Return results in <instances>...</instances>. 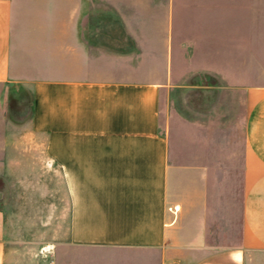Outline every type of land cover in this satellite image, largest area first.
<instances>
[{"label":"crops","instance_id":"crops-1","mask_svg":"<svg viewBox=\"0 0 264 264\" xmlns=\"http://www.w3.org/2000/svg\"><path fill=\"white\" fill-rule=\"evenodd\" d=\"M0 85L18 128L10 94L32 98L28 156L66 199L61 264L86 249L264 264V0H0ZM182 89L213 93L190 102L210 112L176 111ZM6 228L0 206V264Z\"/></svg>","mask_w":264,"mask_h":264},{"label":"rangeland","instance_id":"rangeland-1","mask_svg":"<svg viewBox=\"0 0 264 264\" xmlns=\"http://www.w3.org/2000/svg\"><path fill=\"white\" fill-rule=\"evenodd\" d=\"M41 16L46 17L44 20L52 24L60 21V14L50 13ZM30 18L28 14H20V18L16 21L20 27L21 37L28 36L30 32V29L26 27L29 25ZM37 18L40 19L38 16ZM58 31L57 28L49 29L52 36H55ZM8 94L0 85V206L4 209L6 216L7 235L13 240L12 264H61L60 216L61 209L66 205V199L61 196L56 175L43 166V158L28 156L29 149L43 147L39 145L40 142L29 140L32 129L23 127L24 122L19 123L13 120L15 124L21 125L18 128L7 119L5 113ZM25 94L23 90H20L18 95L12 93L9 98L10 111L16 114H19L17 113L19 111L20 118L26 116ZM211 94L213 93L197 94L195 90L182 89L174 95L172 107L186 118L204 117L207 112H210L209 103L196 109L190 102H199L204 95ZM14 133L17 134L14 137L15 141L12 140ZM18 147L26 152L20 159L25 170L13 173L11 168L14 158L11 154L13 149ZM72 255L75 258L73 264H76V253ZM79 256V264L157 263L155 253L128 249L91 251L86 249L79 253Z\"/></svg>","mask_w":264,"mask_h":264},{"label":"water","instance_id":"water-1","mask_svg":"<svg viewBox=\"0 0 264 264\" xmlns=\"http://www.w3.org/2000/svg\"><path fill=\"white\" fill-rule=\"evenodd\" d=\"M26 94L24 96V102H26V116L25 117H19L20 115V112L18 111L17 113L19 114H16L14 111H10V102H9V106H8V113H9V116L12 120L16 121V122H24L26 121L29 116H30V113H31V109H32V98L30 96V94L26 91H24ZM14 107V106H13ZM15 110H17L16 108H14Z\"/></svg>","mask_w":264,"mask_h":264}]
</instances>
